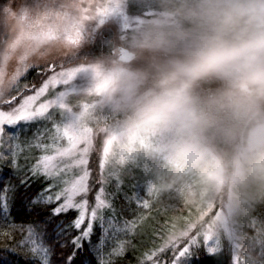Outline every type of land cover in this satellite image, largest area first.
I'll return each mask as SVG.
<instances>
[{"label":"clouds","instance_id":"9594fccd","mask_svg":"<svg viewBox=\"0 0 264 264\" xmlns=\"http://www.w3.org/2000/svg\"><path fill=\"white\" fill-rule=\"evenodd\" d=\"M114 30L88 62L99 111L124 169L152 195L171 194L209 223L264 205V0H109ZM89 15L81 23L95 24ZM244 264H264L246 252Z\"/></svg>","mask_w":264,"mask_h":264},{"label":"snow or ice","instance_id":"6c2138e0","mask_svg":"<svg viewBox=\"0 0 264 264\" xmlns=\"http://www.w3.org/2000/svg\"><path fill=\"white\" fill-rule=\"evenodd\" d=\"M108 2L33 0L28 3V0H24L23 6L17 4L0 8V13L12 15L19 22V28L12 29L13 33L19 34L0 41V53L3 54L0 59V162L7 161L12 168L23 172L20 183L30 189L28 202L36 206L32 215L40 217L38 221L14 223L10 219V187L0 183V238L8 241L6 248L9 252L19 248L30 253L28 264H49L51 250L47 244L53 240L57 241L55 247L65 249L63 258L57 264H77L75 258L85 246V241H88L87 247L95 254L90 264H111V257L124 251L123 242L117 239L118 234L132 227L127 222L121 224L116 218V209L105 198L103 187L109 179H115V186L119 190L120 174L131 169L119 165L112 150L113 138L105 131L107 121L103 114L97 111L95 121L81 119V113L90 111L91 90L86 81L88 61L85 58L90 54L79 51L83 36L76 17L83 21L95 13L98 17L96 25L103 26L105 17L110 13V9L105 6ZM24 21L28 23L24 24ZM61 21L73 23L70 28L61 30ZM45 41H63L67 47L50 51L44 46ZM13 58L18 59L19 64L10 72L9 62ZM69 62L76 66L68 67ZM77 77L79 84L70 83ZM32 80L36 81L32 85L33 94L22 95L28 87L26 81ZM57 84L67 87L57 92L52 99L37 103L50 87ZM17 96L21 97L19 101ZM50 108L54 109L52 113L48 112ZM56 111H59V121L55 118ZM40 118L49 121L50 126L37 129L30 138H21L23 128ZM6 126L10 127L6 129ZM94 130L102 133L106 140L100 165L101 187L89 213L85 198L89 191L87 154L92 146ZM65 139L67 146L62 144ZM81 142L85 147L78 154L77 146ZM36 150L42 154L34 156ZM21 157L23 164L18 163ZM73 169L80 171L72 174ZM36 180H41V183L33 189ZM148 186L149 177L145 172L137 171L136 199L144 208H148L149 204L140 193L146 189L152 194ZM78 196L81 199L77 200ZM125 198L131 199L127 195ZM40 205L44 206L43 209ZM73 209L77 210L76 215H64ZM107 211H111L112 215L106 217ZM223 212L221 207H209L201 211L195 220L190 219L181 230L175 227L169 229L160 245L143 254L141 264H190L193 251L202 244L208 256L218 257L207 261V264H240L242 249L244 257L250 251L264 256V218H258L259 231L256 230L257 219L249 221L248 228L254 232L252 235L230 226L227 221L222 232H217L209 221ZM94 223L99 225L98 242L89 239ZM45 228L52 233L47 241ZM111 240H116V244L108 251L105 244ZM166 252L170 255H160Z\"/></svg>","mask_w":264,"mask_h":264},{"label":"trees","instance_id":"16d2710c","mask_svg":"<svg viewBox=\"0 0 264 264\" xmlns=\"http://www.w3.org/2000/svg\"><path fill=\"white\" fill-rule=\"evenodd\" d=\"M34 84L35 80H32ZM38 86V85H37ZM23 94V93H22ZM56 120L60 119V115L56 114ZM45 125L50 126V122L46 120H39L36 122L28 123L23 131L20 133L21 138L28 137L30 138L37 129H43ZM10 127V126H7ZM6 127V129H7ZM16 127H20L17 125ZM34 154V153H33ZM23 157L20 158L18 163H22ZM33 163V161H32ZM134 175L133 179L124 178L123 185L120 186L119 190L108 188L111 204L116 209L115 215L116 218L123 224V222H128L132 225L131 229L133 234L129 236V243L124 247V251L120 255L112 256L111 264H138L139 259L143 257L145 252H148L152 249H149L151 244L154 243L155 235L167 226L171 224L172 216L174 218H181L186 213V208L183 203H176L172 208L163 207L164 204L169 206L171 199H176L174 195L163 194L161 201L156 202L155 200H150L148 202L149 207L144 208L142 204H139L136 199V189L135 183L137 182V171H131ZM22 171H18L11 166L2 164L0 167V183H3L6 186L10 187V219L16 223H23L25 220L29 222L38 221L40 219L37 215H32L35 211L36 206L29 203L30 189L26 188L23 184L20 183ZM42 180V178H41ZM41 180H36L33 183V189L38 188L41 183ZM47 183V181H44ZM125 195L131 197V199H126ZM43 209V205L39 206ZM77 214L76 210H70L69 213L64 215L74 216ZM255 217L259 215L260 218H264V205L258 206L254 211ZM111 211L108 212L105 216H111ZM6 227V225H5ZM99 228L98 224L93 225V232L90 236V240L98 242L100 233L97 231ZM46 232V241L52 235L51 230L45 228ZM126 232H129L126 230ZM252 233V230L249 231ZM17 239L19 234H17ZM118 240H121V235L118 234ZM8 241L3 238H0V264H28L31 259L30 253L26 250H21L16 248L13 252H9L6 248ZM57 241L53 240L51 243L47 244V247L51 250L49 256V264H57L59 260L63 258V252L65 249L55 247ZM88 241H85V246L78 252L77 257L75 258L77 264H90L94 252H91L87 247ZM116 243V240H111L106 242L105 247L108 251H111V248ZM223 252V249L221 253ZM243 253V252H242ZM218 257H210L204 251V247H199L191 256L190 264H207V261L216 259Z\"/></svg>","mask_w":264,"mask_h":264},{"label":"rangeland","instance_id":"374dc122","mask_svg":"<svg viewBox=\"0 0 264 264\" xmlns=\"http://www.w3.org/2000/svg\"><path fill=\"white\" fill-rule=\"evenodd\" d=\"M23 2H24V0H0V8H4V7H8V6H16L17 4H20L21 6H23ZM32 2H33V0H28V3H32ZM76 22L80 24V28H81L82 36H83L79 51L87 52L90 54L89 56L85 57L87 59V61L89 62L94 55H97L101 51L105 50L104 38L106 36H108L114 30V28L112 25L97 26L95 24L81 23V20H79V17H76ZM23 23L27 24L28 21H24ZM72 23H73L72 21H61L59 27L61 30L65 29V28H70L72 26ZM17 28H19V22H17L12 15H5L4 13H0V41L4 40L5 38L11 39L13 37V35H18L19 34L18 32L17 33L12 32V29H17ZM44 46L46 48H48L50 51H55V50H59V49H63L65 47H67V45L63 41H60V42L45 41ZM2 55L3 54L0 53V59H2ZM18 64H19L18 59L13 58L9 62V71L11 72L12 70H14ZM73 66H76V64L72 63V62L68 63V67H73ZM25 75H26V73H25ZM22 79H23V77H22ZM26 82L28 83V87L23 90L22 95H31V94H33V91H34L32 88V85L34 84V82H32V81L31 82L26 81ZM70 83L79 84L80 83L79 77L75 78ZM65 87H67V86L62 85V84H57L55 86L50 87L48 92H46L45 95L42 96L37 103L42 102L45 99H52L57 92L64 90ZM20 98H21L20 96H17V101H19ZM73 103H75V100H73ZM53 111H54V109H52V108H50L48 110L49 113H52ZM56 114H59V111H56ZM39 120L41 121L44 119L40 118V119H37V120L32 121V122H36ZM29 123H31V122H29ZM105 140H106V137L102 133H98L94 130V132L92 134V146H91V148L87 154V161H88L87 169L89 172V176H88L89 191H88L87 196L85 198L88 201V212L89 213L91 211V207L94 206V204H95V196L101 187V184L99 182V177L101 175L100 165H101V161L104 158L103 157V149H104V145H105ZM44 142L50 143V141H47V140H45ZM62 144L64 146H67L66 139L64 141H62ZM84 147H85V145L83 144V142H81L77 146L78 154H79V150L83 149ZM41 154L42 153L40 152V150H36L33 155L39 156ZM34 162H35V160H33V163ZM23 163L24 162H22L21 164H23ZM2 164L8 165L7 161L0 162V167ZM8 166H10V165H8ZM79 171H80L79 169H73L72 174L79 173ZM131 171H135V170L122 172L120 174V176H119L120 186L123 185L124 178H130V179L134 178V175L132 174ZM103 187L105 189V191H104L105 198L111 202V198H110L111 196L109 194L108 188L111 187L113 189H117L115 186V179H109L103 185ZM140 195H141L142 199L147 200L148 202L150 200H155L156 202H158L159 200L161 201V199L163 197V194L158 196V197L154 196L152 194H149L146 189L142 193H140ZM76 199L79 200V199H81V197L78 196ZM176 203H182V202L176 197V199H171L169 206L167 204L165 205L163 202V205H164L163 207L167 206V208H172V210H174L175 207H173V205H175ZM214 211H215V209H214ZM254 211L250 215H246V214L239 215L232 222L229 223L230 226H234L236 229H238L239 231H241L243 233H249V231L252 230V229L248 228L249 221L252 218H256L257 219V229L256 230L259 231L260 225H259V219L258 218H260V217H259V215H257V217H255ZM108 212H110V211L105 212V215ZM209 215H211V213H209ZM196 216L197 215L195 214V210L190 209L188 207L186 208L185 215H183L181 218L176 219V218H174V216H172L171 224L169 226L165 227L163 229V232L161 230L155 235V237L153 239L154 243L150 245L151 247L149 249H153L155 246L160 245L163 242V239H165L167 237L169 229H172L173 227H175L176 230H181L182 227L190 219L195 220ZM86 222H87V218H86ZM128 231L129 232L125 231V232L119 233L121 235L120 241L123 242L124 247L126 246L127 243H129V241H128L129 236L131 234H133L132 229L128 230ZM193 231H195V229H193ZM252 233H254L253 230H252ZM249 235H252V234L249 233ZM115 244H114V246H115ZM200 247H204L203 244ZM195 250L193 251V253L195 252ZM221 251H222V249H221ZM242 252H243V249L241 250V254H240V264H244V259H245ZM160 255L167 256L170 254L166 252V253H163ZM141 260H142V258L139 259L138 264H141ZM145 264H150V262H145Z\"/></svg>","mask_w":264,"mask_h":264}]
</instances>
